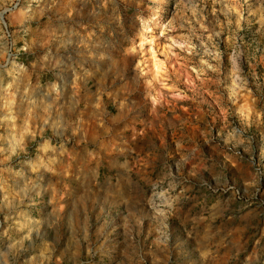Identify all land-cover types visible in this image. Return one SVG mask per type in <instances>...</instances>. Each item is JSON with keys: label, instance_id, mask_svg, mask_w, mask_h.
I'll list each match as a JSON object with an SVG mask.
<instances>
[{"label": "rangeland", "instance_id": "374dc122", "mask_svg": "<svg viewBox=\"0 0 264 264\" xmlns=\"http://www.w3.org/2000/svg\"><path fill=\"white\" fill-rule=\"evenodd\" d=\"M0 264H264V0H0Z\"/></svg>", "mask_w": 264, "mask_h": 264}]
</instances>
